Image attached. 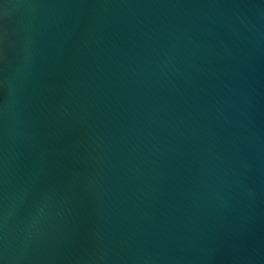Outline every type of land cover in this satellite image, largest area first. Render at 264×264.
<instances>
[{
    "label": "water",
    "instance_id": "95a60500",
    "mask_svg": "<svg viewBox=\"0 0 264 264\" xmlns=\"http://www.w3.org/2000/svg\"><path fill=\"white\" fill-rule=\"evenodd\" d=\"M0 264H264V0H0Z\"/></svg>",
    "mask_w": 264,
    "mask_h": 264
}]
</instances>
